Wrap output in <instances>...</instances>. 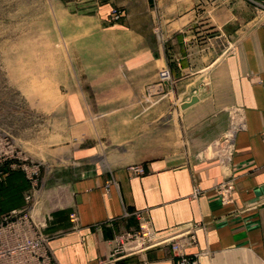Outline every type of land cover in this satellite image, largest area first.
<instances>
[{"label":"crops","instance_id":"0c3cea01","mask_svg":"<svg viewBox=\"0 0 264 264\" xmlns=\"http://www.w3.org/2000/svg\"><path fill=\"white\" fill-rule=\"evenodd\" d=\"M57 7L60 37L81 59L88 98L79 101L115 113L67 114V125L75 123L66 134L77 142L45 144L44 186L31 214L58 263L175 264L170 241L110 258L118 234L146 225L200 264H264L260 11L247 0ZM163 69L171 73L165 83ZM21 187L2 213L24 207Z\"/></svg>","mask_w":264,"mask_h":264},{"label":"rangeland","instance_id":"374dc122","mask_svg":"<svg viewBox=\"0 0 264 264\" xmlns=\"http://www.w3.org/2000/svg\"><path fill=\"white\" fill-rule=\"evenodd\" d=\"M247 1L264 23V0ZM60 32L57 0H0V213L19 201L20 186L24 206H32L29 193L42 191L46 143L55 150L62 141L77 142L71 131L66 134L75 123L67 125V114H115L107 103L79 101L88 98L80 87L84 72L76 69L81 59ZM33 164L36 188L25 169Z\"/></svg>","mask_w":264,"mask_h":264},{"label":"built area","instance_id":"2783aa9c","mask_svg":"<svg viewBox=\"0 0 264 264\" xmlns=\"http://www.w3.org/2000/svg\"><path fill=\"white\" fill-rule=\"evenodd\" d=\"M111 18L114 21L120 20L121 10L113 9ZM159 79L161 83L168 82L171 79L170 71L161 70ZM36 167L33 164L25 168L33 188L37 186ZM136 169L141 170L139 167ZM224 187L226 185L222 186ZM33 196L32 193L27 195L28 203L33 202ZM31 208L32 206H24L0 213V264H59L52 254L43 226L37 223L31 214ZM163 241H170L175 264H200L198 256L185 251L179 241L162 238L146 225L118 234L110 258L115 259L126 253L156 246Z\"/></svg>","mask_w":264,"mask_h":264}]
</instances>
